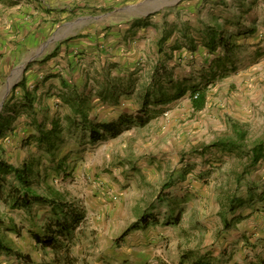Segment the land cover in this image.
<instances>
[{"label":"rangeland","instance_id":"obj_1","mask_svg":"<svg viewBox=\"0 0 264 264\" xmlns=\"http://www.w3.org/2000/svg\"><path fill=\"white\" fill-rule=\"evenodd\" d=\"M6 1L0 115L12 121L0 157L34 160L36 192L78 212L60 232L49 203L15 204L8 175L0 240L14 252L0 248V264H27L22 255L33 264H264V154L252 163L264 145V0H49L18 26L17 2ZM158 83L163 100L145 105ZM112 85L125 90L106 104L100 92ZM26 89L32 109L21 105ZM75 91L91 96L90 120L110 123L122 110L130 119L92 141L73 125L80 117L65 97ZM53 126L49 150L39 139ZM238 199L245 204L230 210ZM49 225L54 245L35 236Z\"/></svg>","mask_w":264,"mask_h":264},{"label":"trees","instance_id":"obj_2","mask_svg":"<svg viewBox=\"0 0 264 264\" xmlns=\"http://www.w3.org/2000/svg\"><path fill=\"white\" fill-rule=\"evenodd\" d=\"M212 44H215L216 42V36L213 34L211 37ZM162 73L158 72L155 76V78L158 80V82L161 81ZM171 80V79H170ZM64 82V79L62 80ZM23 87H26L25 82L22 83ZM156 84V83H155ZM154 85V84H153ZM171 86H174L172 80H171ZM157 89L159 91V97H154L155 93H149L144 96V104L150 105L152 102L158 103L159 101L163 100V86L159 83L157 84ZM35 91L37 88L34 89ZM196 89H193L195 91ZM183 91H180L179 93L182 94ZM113 97L115 96V92L112 91L106 92L103 90L100 92V95L105 99L109 100L111 95ZM158 95V94H156ZM35 96L33 95V92L26 89L24 94V101L21 103L22 107L25 109L33 108L34 102H35ZM88 99H91V96L88 94L78 91H75L73 95H68L65 97V101L70 104L72 107L74 113L76 115H79L80 121L75 119L73 121V125L75 126H82L83 130H86L90 133V136L92 138V141L99 140L105 138L103 136L104 133H100L99 130H102L104 132L110 133V134H117L119 132L118 125L121 123L117 121L116 123H98L95 122V120H90V116L88 114V111L85 110V106L87 104ZM195 106L197 108H202L205 104V92L203 91L200 93V96L194 99ZM29 107V108H28ZM90 107V106H89ZM67 119L69 120L70 117L68 116ZM11 118L8 116H5L4 113L0 115V136L3 135L6 132L7 127L11 124ZM122 124V123H121ZM42 126L40 125V128ZM58 132L57 127L53 126L50 130H47L46 133H41L40 135V144L43 142H50V138ZM49 150L53 147V144L48 143ZM215 145H231L226 144L224 142L222 143H216ZM264 154V145L258 144L252 149V163L256 164L259 162L260 158ZM34 160H25L22 162L20 166L14 165L7 160L0 157V197L3 194V185L6 181V177L10 175L15 181H17L18 184L15 185V187L12 189V197L16 205H23L27 208H31L32 204L35 201L40 200V202L49 203L50 206H52V209L56 214L59 212L61 213V216L58 217L56 220L57 227L60 232L64 233L69 231L70 224L74 222L77 219V212L78 209L74 208L72 205H70V209H67L65 202H63L60 198H58V194L56 195H45L40 196L36 190L33 188L34 184L37 182L36 180H39L40 171L39 169H35ZM245 204V201L243 199L238 200H232L229 204V209L234 211L236 208L242 206ZM79 218V217H78ZM148 221V220H147ZM147 221L145 223H147ZM228 225V224H227ZM44 235H40L39 233H36V239L38 242L43 243L45 245H54V237L53 234H49V232H53L52 226L49 225L44 229ZM0 248L5 250L6 252H14V249L11 247H8L5 245L2 240H0ZM22 257L26 258L27 264H33V261L30 260L29 255H22ZM196 264H203L202 261L195 262Z\"/></svg>","mask_w":264,"mask_h":264},{"label":"crops","instance_id":"obj_3","mask_svg":"<svg viewBox=\"0 0 264 264\" xmlns=\"http://www.w3.org/2000/svg\"><path fill=\"white\" fill-rule=\"evenodd\" d=\"M14 1H16L17 3L13 6V9H14V14L12 15V17H13V20H12V22H13V25H15V26H18V24H21V23H23L24 21L22 20V17L23 16H25L26 15V13H27V11H30L31 9H33V6H37V7H39L38 5V2H40L41 3V5H43V7L49 2V0H14ZM52 0H50V2H51ZM54 1H57V0H54ZM7 3H11L12 2V0H8V1H6ZM25 2V3H24ZM28 4H27V3ZM62 3V2H61ZM27 17V16H26ZM9 55H10V53H9ZM8 55V56H9ZM6 56V55H5ZM4 56V58L2 59V60H5L6 59V57ZM1 60V61H2ZM0 61V62H1ZM47 63L48 64H50V60H47ZM55 64L56 63H51V66H54L55 67ZM46 64H43V65H35V66H37V68H41V67H44ZM52 72H56V71H52ZM35 73H36V70H35V67L34 66H32L30 69H29V71H28V74L27 75H29V74H34L35 75ZM36 79V76H34L33 77V79H32V76L31 77H27V78H25V84L26 83H30L31 81H33V80H35ZM52 79V78H51ZM171 80H172V82H173V79L172 78H170ZM111 87V91H114L115 92V96H118V94H121L120 96H119V98L117 99L118 101L117 102H120L121 101V96H123L122 95V91H124L125 89H123V88H120V87H115L114 85H112V86H110ZM110 93H112V92H110ZM106 104H109V101L107 100L106 101ZM118 117H117V119L115 120V121H113L112 123H116L117 121H119V122H124V121H128L129 119H130V116H128V114H126V112H124V110H122L118 115H117Z\"/></svg>","mask_w":264,"mask_h":264},{"label":"bare ground","instance_id":"obj_4","mask_svg":"<svg viewBox=\"0 0 264 264\" xmlns=\"http://www.w3.org/2000/svg\"><path fill=\"white\" fill-rule=\"evenodd\" d=\"M21 71H22V69H20V70L18 69V70H17L18 73H20ZM9 85H11V83H10Z\"/></svg>","mask_w":264,"mask_h":264},{"label":"built area","instance_id":"obj_5","mask_svg":"<svg viewBox=\"0 0 264 264\" xmlns=\"http://www.w3.org/2000/svg\"><path fill=\"white\" fill-rule=\"evenodd\" d=\"M197 96H198L197 94H196V95H194V98H197Z\"/></svg>","mask_w":264,"mask_h":264},{"label":"water","instance_id":"obj_6","mask_svg":"<svg viewBox=\"0 0 264 264\" xmlns=\"http://www.w3.org/2000/svg\"><path fill=\"white\" fill-rule=\"evenodd\" d=\"M154 1H156V0H154ZM146 14H149V12H148V13H146Z\"/></svg>","mask_w":264,"mask_h":264}]
</instances>
